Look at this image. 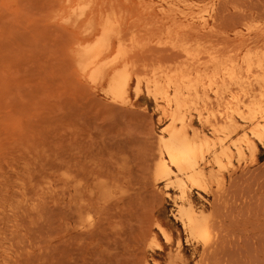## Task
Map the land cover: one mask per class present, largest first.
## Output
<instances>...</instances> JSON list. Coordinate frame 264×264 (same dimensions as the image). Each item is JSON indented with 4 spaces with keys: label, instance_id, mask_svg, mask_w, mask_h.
I'll use <instances>...</instances> for the list:
<instances>
[{
    "label": "rangeland",
    "instance_id": "rangeland-1",
    "mask_svg": "<svg viewBox=\"0 0 264 264\" xmlns=\"http://www.w3.org/2000/svg\"><path fill=\"white\" fill-rule=\"evenodd\" d=\"M88 1L98 15L115 6L141 43L158 39V29L143 27L139 0ZM198 1L202 14L211 9L213 0ZM59 10L57 0H0V264H201L204 256L205 264H264V142L257 160L223 172V192L192 191L218 221V240L204 255L186 243L173 191L152 175L167 120L145 81L121 102L77 75L68 45L81 28L54 21ZM245 17L262 21L264 0H221L213 41L240 53L229 34ZM154 43L147 61L174 58ZM88 213L97 216L90 230L80 224Z\"/></svg>",
    "mask_w": 264,
    "mask_h": 264
},
{
    "label": "bare ground",
    "instance_id": "bare-ground-1",
    "mask_svg": "<svg viewBox=\"0 0 264 264\" xmlns=\"http://www.w3.org/2000/svg\"><path fill=\"white\" fill-rule=\"evenodd\" d=\"M57 1L60 10L53 20L81 28L68 45L77 75L93 86L106 85L112 98L121 102L129 100L134 83L138 94L145 81L147 93L167 120L155 137L152 175L173 191L167 192L175 201V217L186 233V243L202 246L207 254L218 240V221L197 206L192 191L223 192L225 170L231 175L237 167L244 169L257 160L259 143L264 142V18L253 24L245 17L232 28L229 37L238 40L242 49L235 53L213 41L220 33L221 0H213L205 14L195 8L198 0L137 1L144 29L160 31L158 39L148 43L135 37L136 24L118 15L113 5L98 15L94 1ZM152 42L174 58L163 61L161 55H154L147 61ZM108 185L102 182L100 187L105 200ZM96 223L97 216L88 213L80 224L90 230ZM156 228L165 240H174L160 222ZM153 229L148 235L156 240ZM182 248L178 241L180 259Z\"/></svg>",
    "mask_w": 264,
    "mask_h": 264
}]
</instances>
